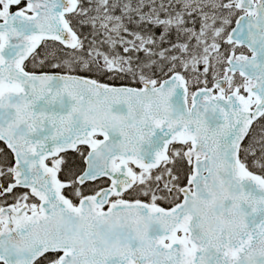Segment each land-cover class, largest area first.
<instances>
[{
  "label": "snow or ice",
  "instance_id": "obj_1",
  "mask_svg": "<svg viewBox=\"0 0 264 264\" xmlns=\"http://www.w3.org/2000/svg\"><path fill=\"white\" fill-rule=\"evenodd\" d=\"M0 264H264V0H0Z\"/></svg>",
  "mask_w": 264,
  "mask_h": 264
}]
</instances>
